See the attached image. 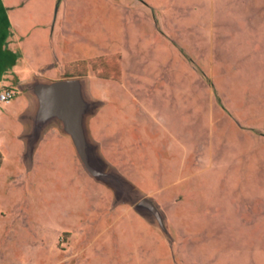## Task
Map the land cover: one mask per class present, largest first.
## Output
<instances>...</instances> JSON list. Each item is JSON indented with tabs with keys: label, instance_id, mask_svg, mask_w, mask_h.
<instances>
[{
	"label": "rangeland",
	"instance_id": "rangeland-1",
	"mask_svg": "<svg viewBox=\"0 0 264 264\" xmlns=\"http://www.w3.org/2000/svg\"><path fill=\"white\" fill-rule=\"evenodd\" d=\"M1 4L23 64L84 71L99 157L167 237L51 128L29 172L5 150L0 264H264V0Z\"/></svg>",
	"mask_w": 264,
	"mask_h": 264
},
{
	"label": "water",
	"instance_id": "water-1",
	"mask_svg": "<svg viewBox=\"0 0 264 264\" xmlns=\"http://www.w3.org/2000/svg\"><path fill=\"white\" fill-rule=\"evenodd\" d=\"M32 99L31 110L26 115L29 122L24 135L25 161L32 164L33 151L47 129L57 128L69 138L84 170L96 181L108 186L118 195L119 202L129 203L144 215L167 237L163 214L154 200L143 193L135 196L136 188L115 169L107 167L100 159L97 144L89 131V118L99 109V103L90 94L86 76L49 79L32 76L19 86Z\"/></svg>",
	"mask_w": 264,
	"mask_h": 264
},
{
	"label": "crops",
	"instance_id": "crops-1",
	"mask_svg": "<svg viewBox=\"0 0 264 264\" xmlns=\"http://www.w3.org/2000/svg\"><path fill=\"white\" fill-rule=\"evenodd\" d=\"M6 21L7 18L0 0V88L7 86L16 90L14 98L10 103L4 104L0 102V171L3 170L2 168L4 166L8 165L5 162L7 159L5 150L10 148L14 155L18 157V161L16 164L12 165V169L17 173H23V170L29 172L32 169L34 155L47 131L51 128L57 130V128L51 127L43 134L33 151L32 164L28 166L24 156V135L29 127L26 115L31 110L32 99L31 96L24 89H20L19 86H22V83L29 80L32 76L49 78L45 75L46 68L49 66L41 65L37 70H32L31 68H28L26 64H23L24 62L20 59L16 48H14L12 44L6 42ZM61 78L63 77L61 76ZM57 132L59 133L58 130ZM11 141H13V143ZM5 184L4 178L1 177L0 190L5 188ZM2 218L3 215L0 214V253L4 252V245L1 242L4 235L6 234L9 238L12 237L10 234L11 232L7 231V229L4 230L1 220Z\"/></svg>",
	"mask_w": 264,
	"mask_h": 264
},
{
	"label": "built area",
	"instance_id": "built-area-1",
	"mask_svg": "<svg viewBox=\"0 0 264 264\" xmlns=\"http://www.w3.org/2000/svg\"><path fill=\"white\" fill-rule=\"evenodd\" d=\"M14 90L10 87L3 86L0 88V102L8 104L14 97Z\"/></svg>",
	"mask_w": 264,
	"mask_h": 264
},
{
	"label": "trees",
	"instance_id": "trees-1",
	"mask_svg": "<svg viewBox=\"0 0 264 264\" xmlns=\"http://www.w3.org/2000/svg\"><path fill=\"white\" fill-rule=\"evenodd\" d=\"M97 63H100V61L97 62V61L93 60V61L91 62V66H92L93 69L96 68ZM72 67H73V66H72ZM72 67H71V66H66V67H65V72H66V74H64L62 77H66V76H79V75H83V74H84V71H83V72H80V71H77V70H75V72L72 70V72L67 73L68 71H71V68H72ZM74 67H75V65H74ZM12 89H13V88H12ZM13 90H14V92H16L15 89H13Z\"/></svg>",
	"mask_w": 264,
	"mask_h": 264
}]
</instances>
